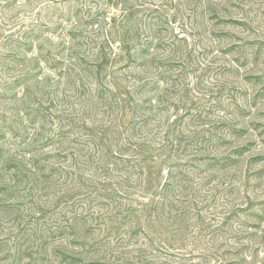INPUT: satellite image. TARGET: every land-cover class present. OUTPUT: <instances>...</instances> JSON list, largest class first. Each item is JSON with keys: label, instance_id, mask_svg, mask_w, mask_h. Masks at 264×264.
<instances>
[{"label": "rangeland", "instance_id": "374dc122", "mask_svg": "<svg viewBox=\"0 0 264 264\" xmlns=\"http://www.w3.org/2000/svg\"><path fill=\"white\" fill-rule=\"evenodd\" d=\"M115 1L0 0V264H264V0Z\"/></svg>", "mask_w": 264, "mask_h": 264}, {"label": "trees", "instance_id": "16d2710c", "mask_svg": "<svg viewBox=\"0 0 264 264\" xmlns=\"http://www.w3.org/2000/svg\"><path fill=\"white\" fill-rule=\"evenodd\" d=\"M204 1L207 9L214 14L219 12V9H224V11L227 10V6H224L226 4L225 0ZM121 3V0L115 1V4L118 6ZM227 14H230V11ZM218 16L222 18V16ZM114 21L116 22V19H114ZM234 23L237 24L238 22L234 21ZM118 26L124 29L119 34L120 38L117 40V42H119V46L117 47L118 52L114 51V42L112 40H107L114 62L121 60L124 56L127 58L137 56L140 57V59L154 58L153 55L155 52L163 49L164 38L158 36L161 35L160 33L163 31L162 26L155 22L154 18L151 19L148 24H137L132 28H127V26H121L120 24H118ZM116 28L117 27H114V33H118ZM226 35L231 36L232 34L226 32ZM111 56L110 54H107L105 56L100 55V57H97L95 60L96 68H104V66L111 60ZM167 59L165 57V60ZM167 62L169 63V61ZM225 235H227V238H225ZM255 236H257V234L248 233L247 236L239 237L238 234L225 232L224 234H221L222 245L217 247L218 251L215 253L211 251L212 249L210 248H203V253L198 256V259H205L210 256L215 257V255H218V252H221L222 255L219 257L221 264H263V262L259 260L261 253L259 247L254 248V246L250 245V242L253 241V237ZM244 240L246 242H243ZM206 260H208V258H206L205 261Z\"/></svg>", "mask_w": 264, "mask_h": 264}]
</instances>
